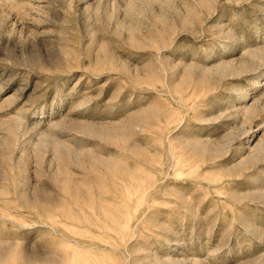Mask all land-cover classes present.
Segmentation results:
<instances>
[{"label": "rangeland", "instance_id": "1", "mask_svg": "<svg viewBox=\"0 0 264 264\" xmlns=\"http://www.w3.org/2000/svg\"><path fill=\"white\" fill-rule=\"evenodd\" d=\"M0 264H264V0H0Z\"/></svg>", "mask_w": 264, "mask_h": 264}]
</instances>
